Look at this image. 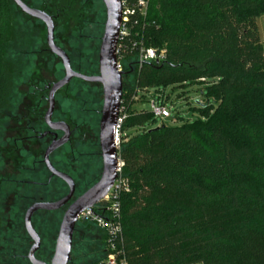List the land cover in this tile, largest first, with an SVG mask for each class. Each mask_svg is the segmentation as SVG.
I'll return each mask as SVG.
<instances>
[{
	"label": "trees",
	"instance_id": "1",
	"mask_svg": "<svg viewBox=\"0 0 264 264\" xmlns=\"http://www.w3.org/2000/svg\"><path fill=\"white\" fill-rule=\"evenodd\" d=\"M15 8L0 0V113L15 79L7 57L17 34ZM261 14L264 0H147L133 31L166 54L139 66L127 51L122 61L119 156L128 189L119 204L127 264H264V46L255 28ZM193 84L199 99L188 110L196 115L183 119L175 111L178 124L151 128L157 118L133 106L135 94L143 100L152 89L165 103L167 87ZM76 224L98 230L100 264L108 252L104 231L90 221ZM5 259L30 264L23 250L7 251Z\"/></svg>",
	"mask_w": 264,
	"mask_h": 264
},
{
	"label": "rangeland",
	"instance_id": "2",
	"mask_svg": "<svg viewBox=\"0 0 264 264\" xmlns=\"http://www.w3.org/2000/svg\"><path fill=\"white\" fill-rule=\"evenodd\" d=\"M28 6L42 10L48 15L53 14L55 0H22ZM64 2L65 0H61ZM90 16L104 21L105 13L101 0H90ZM90 4L92 6H90ZM17 34L15 40L11 43L7 52L8 59L14 65L15 79L10 97L9 107L0 113V216L2 224L0 225V264H3L7 251L12 249L24 251L26 255L28 248L32 244L23 228V216L25 209L30 205L31 197L36 198L42 194L49 198L54 196L45 187H40L34 182H45L48 171L42 163L37 162L41 155H38L35 141H29L23 144L20 154H7L14 134L9 130L13 124L9 118L10 115L26 114V109L30 107L33 111L34 103L38 102L40 95L35 91L36 87H42L43 84L54 82L61 73V67L58 60L48 51L45 37V26L39 20L24 15L17 8ZM84 14V13H83ZM64 27V26H63ZM93 26H86L76 29L69 33L68 30L60 29L63 39L67 42L70 56L73 63L78 60L84 65L92 61V66L96 63L98 52V42L88 40L94 32ZM255 28L262 46H264V14L259 15L255 20ZM102 33L100 29L99 36ZM95 34V33H94ZM77 64V63H76ZM93 68V67H92ZM199 85L193 84L185 88L167 87L164 90V96L167 97L164 103L171 111L169 118H163L151 125L154 128L161 121L165 124H178L181 120L174 121L173 114L179 111L183 119L193 118L196 113H191L188 106L195 105V100L199 95ZM152 92V89L150 90ZM181 91L184 96L178 97ZM153 93V92H152ZM199 99V98H198ZM147 97L143 100L137 98L134 107L137 110H149ZM46 103L43 101L39 107V112H44ZM19 112V114H18ZM40 120V116H35ZM31 144H34L31 146ZM31 146V147H30ZM20 147V148H21ZM30 147V148H29ZM20 156V157H19ZM23 179L28 182L22 184L15 183L13 180ZM34 183V184H33ZM62 212L35 214L32 217V225L38 227L41 232V240L44 242L46 253L54 249V240L61 220ZM42 220V221H41ZM102 240L98 230L94 226H82L76 224L72 239L71 263L72 264H94L99 262L102 255ZM22 264H26L22 260Z\"/></svg>",
	"mask_w": 264,
	"mask_h": 264
},
{
	"label": "flooded vegetation",
	"instance_id": "3",
	"mask_svg": "<svg viewBox=\"0 0 264 264\" xmlns=\"http://www.w3.org/2000/svg\"><path fill=\"white\" fill-rule=\"evenodd\" d=\"M89 2L90 0H65L64 2L61 0H55L53 14L50 15V17L53 23V42L67 55L71 70L82 75L95 76L99 73L98 52L96 63L92 66V61H90L86 65H89L88 67H90V70L88 68H84V65L79 60L73 63V59L69 53L71 47H68L66 43L67 41L63 39L64 35L62 36L60 31V29H65L70 33L74 29L83 30V28L87 25L93 26L91 27V30H93L95 34L93 33L90 35L88 40H91L92 42L91 47L93 42L99 41L100 45L102 33L99 36V32L101 28L103 32L104 21L99 19L96 20L93 15H89V11L91 10L89 9ZM90 6L92 5L90 4ZM84 10H86V14L82 18H80L78 14H75V16L73 14L74 12H83ZM61 26L62 28L58 31V28ZM51 54L58 60L62 69L61 73L54 82H48L43 84L42 87L35 88V91H37L40 95L38 96V102L34 103L33 111L30 110V107H28L26 109V114L20 113V115L13 114L9 116L13 123L9 127V130L13 132L14 137L12 138L11 143H9L11 147L8 149L9 152L7 154L9 155L10 153L12 155L17 152L20 154L22 152L21 149L23 148L21 146L34 140L37 145L38 155L42 156V158H40L37 162L42 163L46 168L44 163V152L46 148L51 143L64 139L63 142H61V144H59L49 154V162L54 169L68 176L72 180L74 189L71 198L63 206L56 210H37L34 212L32 217L35 214H41L42 212L53 213L56 211H61L63 215V212L69 204H71L77 197L83 194L99 180L103 167L101 154L102 150L99 140V122L102 109V87L99 83L84 81L76 77L71 78L65 85L61 86L54 92L53 110L50 120L51 123L55 125L50 127L44 121V114L48 106L47 100L49 90L53 83L57 82L64 76V69L60 59L55 54ZM43 101L46 103V109L42 113L39 112V107ZM120 106L121 98L118 114ZM37 115L40 116V120H36L35 116ZM58 123L63 124L62 126H66V128H62L57 125ZM65 135H67L66 138ZM32 145L34 144H31V146ZM46 170L48 171L47 168ZM13 181L18 184L28 182L23 179ZM34 183L40 187L47 188L49 193L55 194L49 198L43 197L42 194L38 196L37 199L31 197L30 205L35 202H54L60 200L69 192L67 183L61 178L52 175L49 171L45 182ZM33 228L40 240V245L38 250L35 252V257L48 263L51 259L53 251L48 254L46 253V248L43 246L44 242L41 240L40 230L34 225ZM27 237L29 238L28 235ZM27 253L24 255L26 259ZM68 264H72L71 260H69Z\"/></svg>",
	"mask_w": 264,
	"mask_h": 264
},
{
	"label": "water",
	"instance_id": "4",
	"mask_svg": "<svg viewBox=\"0 0 264 264\" xmlns=\"http://www.w3.org/2000/svg\"><path fill=\"white\" fill-rule=\"evenodd\" d=\"M12 2L22 13L44 24L46 45L49 51L60 59L64 69V76L53 83L49 90L47 100L48 106L44 114V121L47 125L50 127L55 125L52 124L50 120L53 110L54 92L65 85L71 78L76 77L88 82H97L102 87V109L99 122V140L103 159L102 173L99 180L69 204L63 212L55 238L53 254L48 263L35 257V252L39 248L40 240L33 228L31 218L37 210H56L60 208L72 196L74 189L72 180L54 169L49 162V154L61 144L64 139L51 143L46 148L44 152V163L52 175L61 178L67 183L69 192L66 196L54 202L33 203L26 209L23 216V227L32 242L27 253V259L30 264H68L70 260L72 237L75 225L78 221V215L84 209L91 207L103 198L116 178V148L113 128H115L116 125L123 88L122 73L117 71L115 67V47L121 20L120 3L119 0H101L105 10V20L98 51L99 73L95 76H86L71 70L67 55L54 44L53 23L50 15L42 10L28 6L22 0H12ZM57 125L66 128V126H62L63 124L58 123ZM66 136L67 135H65V138Z\"/></svg>",
	"mask_w": 264,
	"mask_h": 264
},
{
	"label": "built area",
	"instance_id": "5",
	"mask_svg": "<svg viewBox=\"0 0 264 264\" xmlns=\"http://www.w3.org/2000/svg\"><path fill=\"white\" fill-rule=\"evenodd\" d=\"M119 3L121 20L115 47L116 70L121 73L123 72L122 61L127 51H133L135 53V61L139 66L149 61L159 63L164 60L166 54L165 49H156L145 45L141 33L139 31H133V27L138 24L139 17L145 15L147 0H119ZM145 94L150 106L149 110L155 118L162 120L163 118H169L171 116L170 109L164 103H160V99H157L156 96H152L150 90H147ZM137 98L138 95L135 94L133 99L137 100ZM125 115L126 113L123 107L120 106L114 128L116 178L103 198L91 207L84 209L78 215V220L90 221L105 233L108 252L100 264H127L122 249L123 237L119 204L120 192L128 189L126 180L121 176L123 161L119 156L120 126Z\"/></svg>",
	"mask_w": 264,
	"mask_h": 264
}]
</instances>
